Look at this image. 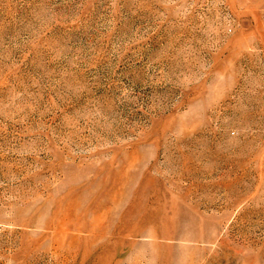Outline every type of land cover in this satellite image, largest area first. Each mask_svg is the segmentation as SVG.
<instances>
[{"label": "rangeland", "instance_id": "374dc122", "mask_svg": "<svg viewBox=\"0 0 264 264\" xmlns=\"http://www.w3.org/2000/svg\"><path fill=\"white\" fill-rule=\"evenodd\" d=\"M0 264H264V0H0Z\"/></svg>", "mask_w": 264, "mask_h": 264}]
</instances>
